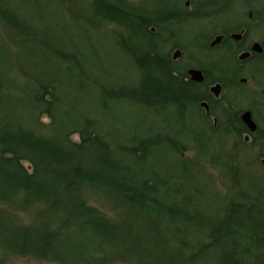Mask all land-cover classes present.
Masks as SVG:
<instances>
[{
	"label": "rangeland",
	"instance_id": "rangeland-1",
	"mask_svg": "<svg viewBox=\"0 0 264 264\" xmlns=\"http://www.w3.org/2000/svg\"><path fill=\"white\" fill-rule=\"evenodd\" d=\"M116 1L148 13L135 19L146 36L97 15L94 0H0V264H193L190 247L212 242L204 218L242 231L249 225L232 218L240 205L264 224V141L212 133L198 89L154 105L119 94L146 77L127 44L156 40L168 70L221 65L205 47L209 23L195 18L205 0ZM74 167L80 175L66 174ZM19 169L44 186L13 189ZM129 186H141L140 197ZM79 209L92 227L80 226ZM232 246L211 245L201 262L225 264Z\"/></svg>",
	"mask_w": 264,
	"mask_h": 264
},
{
	"label": "flooded vegetation",
	"instance_id": "flooded-vegetation-1",
	"mask_svg": "<svg viewBox=\"0 0 264 264\" xmlns=\"http://www.w3.org/2000/svg\"><path fill=\"white\" fill-rule=\"evenodd\" d=\"M204 2L206 4L202 5L208 9L197 11L195 18H203L209 23L206 29H210V34L205 47L211 53L218 54V61L222 60L221 65L214 66L217 64L213 58L210 65L200 59L198 66L189 64L169 69L166 88L177 92L178 97L187 94L190 88L198 89V105L204 119L210 121L212 133L218 131L219 136H224L233 130L236 131L234 135L241 138L237 142L255 145L258 138L264 141V114L258 113L260 106L264 109V81L259 83L257 92L249 84L250 79L264 78V6L261 5L264 0ZM190 3V0H185V5ZM230 15L239 16L240 21L236 26L227 21ZM168 30L166 32L170 35ZM172 53L173 61L182 56L179 46L173 48ZM166 67H169L168 64ZM238 152H234L235 158Z\"/></svg>",
	"mask_w": 264,
	"mask_h": 264
},
{
	"label": "trees",
	"instance_id": "trees-1",
	"mask_svg": "<svg viewBox=\"0 0 264 264\" xmlns=\"http://www.w3.org/2000/svg\"><path fill=\"white\" fill-rule=\"evenodd\" d=\"M121 1V0H119ZM95 4L97 5V10L96 14L97 15H102L105 17V19L108 20H114L120 24L125 25L127 28L130 29V31L138 30L140 36H146L148 34V27L147 24L141 22L140 25H137L138 20L136 17L139 16V18H146L148 13H142V12H136L134 10L132 11V14L130 12L126 11L124 9L125 7L121 4H118L116 0H94ZM100 2V4L98 3ZM139 24V23H138ZM145 40L144 43H136V45H132L133 43L127 44L125 47L128 51L131 52L133 50L134 54L133 57H135V60L138 64V68L141 70V72L146 76L143 81H141V86L140 88L136 89V92L134 93H129V91L125 90L121 91L122 93H119L122 95V97L126 94H128V97L134 100H138L141 102H147L152 105L157 104L158 102H163L165 98L162 97H167L170 94L175 95V98H181L178 97L177 92H172L168 91L166 86H167V70L168 68L166 67L165 64H162L159 60V57L156 56L159 54L160 50V45L157 43L156 40L148 41ZM148 43V44H147ZM169 62L170 59H169ZM39 83V81H38ZM41 83L38 87L41 88L42 90L45 87ZM106 91V90H105ZM107 92V91H106ZM40 99H43V95L39 96ZM121 97V98H122ZM39 99V98H38ZM82 143L85 142V137L87 135H83ZM24 140H27L26 137H23ZM15 142V141H14ZM7 143H11V141H7ZM2 144V143H1ZM133 153V152H132ZM71 164V162H69ZM72 170V172H71ZM79 169L74 167V169H70V173H67L70 175L71 173H74L76 175H80L78 172ZM23 170L19 169L17 174L14 175L11 179L12 183V188H16L19 186L20 188L24 189H32L34 187H43L45 182H39L37 180L33 179V176L28 177L27 175H23ZM26 172V171H25ZM65 173H63L64 175ZM78 177V176H77ZM79 178V177H78ZM141 187V186H140ZM140 187H130L133 196L134 197H140ZM128 189V190H129ZM138 189V191H137ZM45 189H43L44 191ZM52 209L54 212V219L57 217L60 218V216L64 213L63 211V206L58 200H54V203L52 205ZM170 209H173V203L169 205ZM238 209V210H237ZM175 210V209H174ZM237 210V211H235ZM237 212L235 216L232 215V218H235L237 220H241V225L249 226L244 227V229L241 231L240 229H235V226L233 225V228L231 229L225 219H213L210 220V217L204 218L201 222V227L204 228V225H210L209 228L210 230L207 232L210 237H212V242L209 245L208 248H210L211 245L217 244L218 242L224 241V239H227L230 241L234 246L231 247V250L229 251V255L226 256L227 260L224 258L222 260L223 263L229 264V261L231 260L232 264H260L264 262V224L261 222L259 218L254 217V215L248 212H245V209L241 208L240 205H238L237 208L233 209V213ZM78 215L84 217V220L82 223H80V226L84 228L85 226H93V222L91 220H87L85 217L87 215H90L89 212L85 213L81 209L78 211ZM85 215V216H84ZM231 215V214H230ZM167 216V215H166ZM173 216V215H171ZM91 218V217H90ZM174 218V216H173ZM231 219V218H230ZM247 219V220H246ZM58 220V219H57ZM95 222V221H94ZM96 224V222H95ZM227 225V226H226ZM92 231V229H91ZM263 236V237H262ZM244 238V242L242 240ZM96 239L98 237L96 236ZM83 246H88V240H89V235L86 236L85 239H83ZM198 245V244H197ZM206 244L199 245L198 247L192 246L190 247L192 249L191 256H193V264H203L204 262H201L203 258H206L207 254V246ZM204 249H199L202 248ZM260 250V252H257V250ZM254 250L256 253L254 254V259L249 260L248 257H246V252ZM263 250V251H262ZM236 254V255H235ZM259 254V255H258ZM209 260V259H208ZM206 264H213L211 262H208Z\"/></svg>",
	"mask_w": 264,
	"mask_h": 264
},
{
	"label": "water",
	"instance_id": "water-1",
	"mask_svg": "<svg viewBox=\"0 0 264 264\" xmlns=\"http://www.w3.org/2000/svg\"><path fill=\"white\" fill-rule=\"evenodd\" d=\"M192 71H194L195 73H198V71H196V70H192Z\"/></svg>",
	"mask_w": 264,
	"mask_h": 264
}]
</instances>
